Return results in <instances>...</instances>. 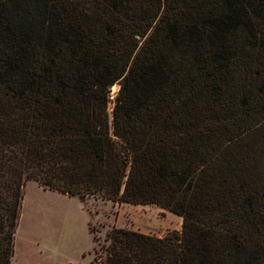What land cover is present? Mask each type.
Wrapping results in <instances>:
<instances>
[{
	"label": "trees",
	"instance_id": "obj_1",
	"mask_svg": "<svg viewBox=\"0 0 264 264\" xmlns=\"http://www.w3.org/2000/svg\"><path fill=\"white\" fill-rule=\"evenodd\" d=\"M30 180L183 218L102 264H264V0H0V264Z\"/></svg>",
	"mask_w": 264,
	"mask_h": 264
},
{
	"label": "rangeland",
	"instance_id": "obj_2",
	"mask_svg": "<svg viewBox=\"0 0 264 264\" xmlns=\"http://www.w3.org/2000/svg\"><path fill=\"white\" fill-rule=\"evenodd\" d=\"M119 85L112 88L114 100ZM113 103H110L112 114ZM114 227L164 237L181 232L183 218L156 204L121 203L90 197L82 201L30 180L15 236L12 264H102Z\"/></svg>",
	"mask_w": 264,
	"mask_h": 264
}]
</instances>
